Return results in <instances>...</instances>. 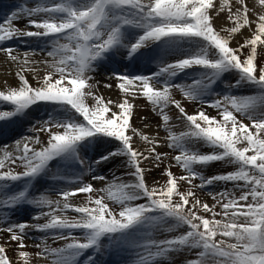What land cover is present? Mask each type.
Masks as SVG:
<instances>
[{
  "label": "snow or ice",
  "instance_id": "obj_1",
  "mask_svg": "<svg viewBox=\"0 0 264 264\" xmlns=\"http://www.w3.org/2000/svg\"><path fill=\"white\" fill-rule=\"evenodd\" d=\"M3 8L0 264H264V0Z\"/></svg>",
  "mask_w": 264,
  "mask_h": 264
},
{
  "label": "bare ground",
  "instance_id": "obj_2",
  "mask_svg": "<svg viewBox=\"0 0 264 264\" xmlns=\"http://www.w3.org/2000/svg\"><path fill=\"white\" fill-rule=\"evenodd\" d=\"M14 2H16V0H9L8 4L14 3ZM22 24H21V26H22ZM237 39H239V37H237ZM5 72H6V69L2 65H0V88L3 87V80L5 78L3 73H5ZM100 72H101V77H102L104 75L103 69H101ZM98 78H100V77H98ZM7 79H8V82L10 84H15L16 83V80H15L14 76H8ZM101 91L104 92V94L106 96H111L112 98H115L117 96V94H118L115 88H113L111 90H107V91H105L103 88H101ZM148 115L149 114H147L146 111L145 112H138L137 113V118H134L133 122L138 124V121H139L138 117H140V116H148ZM16 131H22V130L21 129H16ZM13 138H16V137L14 136ZM10 142H11L10 140L6 139L3 136H0V143H10Z\"/></svg>",
  "mask_w": 264,
  "mask_h": 264
},
{
  "label": "rangeland",
  "instance_id": "obj_3",
  "mask_svg": "<svg viewBox=\"0 0 264 264\" xmlns=\"http://www.w3.org/2000/svg\"><path fill=\"white\" fill-rule=\"evenodd\" d=\"M22 26H23V24H22ZM14 46H19V47H24V45L23 44H19V45H14ZM139 103H141V104H143V100H141V101H139ZM146 112H147V114H149L148 116L151 118V120H152V122L153 123H155V121H156V119L157 118H155L151 113H150V111H147V110H145ZM145 111H142V112H145ZM140 123V121H138V124ZM163 134V133H162ZM223 166L221 165V164H219V163H217V164H215L214 165V168H217V169H219V168H222ZM19 170V169H18ZM173 170V172L174 173H179L181 170L179 169V168H173L172 169ZM118 175L120 174V173H117ZM153 177H159V173L157 172V173H154L153 174ZM153 177H149V179L151 180ZM161 182H163V181H161ZM206 191H211V189H207ZM82 195V194H81ZM208 202L209 203H212V201L209 199L208 200ZM28 243H32V241H28ZM32 251H35V249H32ZM33 264H37V262H36V260H33Z\"/></svg>",
  "mask_w": 264,
  "mask_h": 264
}]
</instances>
